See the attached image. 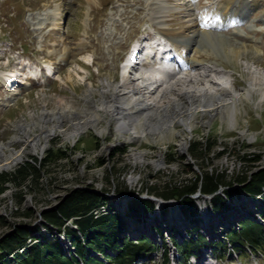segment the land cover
Segmentation results:
<instances>
[{"label":"rangeland","instance_id":"1","mask_svg":"<svg viewBox=\"0 0 264 264\" xmlns=\"http://www.w3.org/2000/svg\"><path fill=\"white\" fill-rule=\"evenodd\" d=\"M255 1L258 5L254 10H250V3ZM154 2H156V9L153 6ZM215 2V0H0V71L9 72L17 68L29 67L30 73L29 71L26 73L36 78L33 70L42 69L44 72V66L49 64L62 78H66L69 73L73 77L72 81L67 82V86L51 78L33 80L29 78L20 89H17L19 93L12 98L1 76L0 142L8 143L17 134V120L25 118L30 122L29 111L39 110L41 99H45L44 101L47 102L45 106L48 109L52 108L58 97L62 98L65 105L71 102L74 106L89 107L91 99L98 98L96 92L85 94L89 86L92 89L107 88L111 81L113 83L109 86L111 92L112 86L121 82L122 66L132 47L144 42H147L148 46H153L157 39L158 27L171 35H174L173 31L181 30L180 33H188L196 25L193 23L195 24L193 27V24L188 21L189 13L195 15L197 24L204 22L205 28H202L204 30L195 31L192 36L190 34L191 39L172 36L178 41L186 39L183 42L186 41L188 48L184 49L183 53L187 54L189 65L194 67L192 62L196 59L206 63L212 62L218 67L232 71L234 86L238 92L242 93L248 88L250 72L237 63L230 50L237 49L236 51H240L244 60L264 69V28L255 32V36L259 39L256 43L248 37L239 35L234 37L230 24L234 20L241 28H246L252 18H258L255 24L258 27H264V21H262L264 20V0L248 2L238 0V5L247 11L243 16L237 18L229 16L230 18L223 19L220 23L206 22L210 15V8L216 6ZM160 4L163 8L159 16L164 17L160 19L163 22L158 25L156 22H160L159 19L154 23L150 21V17ZM56 6L59 8V17L53 16ZM189 24L192 27L188 28ZM193 48L204 50V52L197 54ZM61 54L65 57L60 58ZM86 55L90 56L88 61L82 59ZM162 65L167 66L165 63ZM162 65L158 62L155 65L143 64V68L147 71ZM79 66L82 69H79ZM252 97V100L242 99L240 101L242 103L239 102L236 129L222 122L220 117H215L210 125L198 124L185 137L178 138L170 134L164 139L165 141L157 144L146 143L143 139L137 140V143L115 144L113 135L116 134V124L114 122L110 125V131L106 133L107 135L105 134L106 136L89 130L71 143L64 133L58 132L47 140V147L41 152L31 151L29 146L23 144L24 142L16 140L13 144L16 149L20 150L25 146L21 161L33 163L36 159L37 165L41 160L49 158L45 165V170L47 167L49 170L45 172L44 177L47 181L49 177L55 178V186H48L49 190L46 193L43 192L40 195L37 193L35 197L32 193L27 194L24 197V206L33 212L32 220L39 221L41 219L39 211L54 207L69 190L89 187L98 191L103 189L105 184L107 185L106 176L115 185L122 182L130 186V189L138 190L139 195L146 193L145 186L150 187L153 184H157L156 187L163 190L165 187L162 186L168 183V180L174 182L176 177L187 176L188 172L196 174L201 171L218 170V172L225 171L229 177V174L232 175L236 171V173L241 172L242 165L237 159V152L259 154L260 161L257 163L259 165L252 169L255 171L258 167H264V101L257 107L259 93L254 92ZM184 101L187 102L186 99ZM64 121L66 125L68 122ZM182 129L180 125L176 127V131ZM36 132H39V129ZM28 138L23 137L22 140ZM206 138H211V141L215 142L213 150L209 154L202 155L201 158L190 155L187 150L191 143L203 142ZM183 140H186L185 150L180 148V141ZM20 162L13 167L11 165L1 168L0 175L3 172L15 170ZM182 172L185 174H181ZM235 186L238 184L232 185V187ZM13 189L10 179L0 182V214L5 215L10 222H23L22 224L25 225L26 222L23 219L14 218L11 215L12 209L15 208L11 196ZM235 198L233 196L231 199V207ZM244 200L239 199V202L233 204L235 207L238 205L240 207L243 203L246 205L248 202ZM174 210L176 211L175 208ZM235 216L236 213L232 212L229 218ZM258 221L261 223L258 225L264 230V222L259 219ZM245 222L247 221L242 224ZM193 223H195L194 220ZM139 224L141 223L132 224L130 232L133 235L137 236L141 231L145 232L139 228ZM9 230L8 226L2 227L0 236ZM261 240L262 242L256 246L258 250L254 251V255H250L246 248L242 252L245 255L241 254L240 260L248 264H264V237ZM205 244L206 242L200 238L197 243L192 241L190 244L181 246L180 250L184 252L180 264H194L195 258L197 262L204 261L210 251H213L214 258L218 259V264H236V257L239 255L237 249L230 250L225 244L220 243H215L208 249L210 245L204 246ZM180 250L178 253L181 255ZM203 250L207 252L204 254ZM162 252L163 247H159L157 255L150 256L151 258L143 264L174 262L170 252L168 261L163 262ZM71 253L73 254L74 251L68 250L67 254L72 256ZM196 253L197 256L189 258ZM9 257L11 258V255ZM186 257L189 261H185ZM11 261V264H16L13 259Z\"/></svg>","mask_w":264,"mask_h":264},{"label":"bare ground","instance_id":"2","mask_svg":"<svg viewBox=\"0 0 264 264\" xmlns=\"http://www.w3.org/2000/svg\"><path fill=\"white\" fill-rule=\"evenodd\" d=\"M215 1L216 6L210 8V15L206 22L220 23L223 19L227 20L229 16L237 18L247 12L238 5V0ZM243 1L248 2L250 0ZM155 4L156 2H154L153 6L156 9ZM257 5L258 3L256 1L250 3L249 9L254 10ZM162 8L163 6L161 4L157 10L153 8L155 12L150 17L151 22L155 23L158 19L160 21L156 22L158 25L163 22L160 19L164 16H159ZM58 14L59 8L56 6L53 16H58ZM194 16V14L190 13L187 15L188 21L191 24H196H193V27L194 25L195 27L191 31H188V33H180L181 30L173 31L174 35H171L167 31H164L163 28L158 27L157 39L153 46H148L147 42L135 44L122 66L121 82L114 84L111 92L109 91L111 81L109 82L110 85H107L109 84L107 82V88L92 89L89 86L86 89L85 94L86 92L88 94L96 92L98 95V98L91 99L89 107L74 106L71 102L65 105L62 98L58 97L55 102L53 101L52 108L48 109L45 106V103H47L44 101L45 99H41V108L39 110L29 111L30 122L25 118L20 119L21 121L17 120L16 127L19 132L8 143L0 142V169L7 168L11 165L13 167L16 163L20 162L23 159L22 157H24L23 151L26 145L29 146L31 151L38 150L41 152L47 147V140L58 132L64 133L69 143L89 130H93L98 135L104 136L106 133H109L110 125L113 122L116 124V134H112L115 144L122 142L137 143L136 141L141 139L145 140L146 143L157 144L165 141L164 139L170 134L182 138L198 124L202 126L210 125L215 117H220L222 122H226L232 128L236 129L238 127L237 115L239 113V102L242 99L252 100L254 92H258L260 95L257 107L264 101V69L244 60L239 53L240 51H236L237 49L230 50V53L234 55L237 63L243 65L250 72L248 88L241 93L234 86L235 80L232 71L218 67L212 62L206 63L204 61H196V59L192 62L194 67L189 65L190 61H188V56L183 53V50L188 48L186 41L183 42L186 39L182 41L179 39L178 41V39L172 36H179L181 39H188L190 37L191 39L195 31L202 32L204 30L202 28H205L204 22L197 24L196 22L198 21ZM257 19L252 18L246 28H241L233 20L230 26L234 37L235 35L248 37L252 42L257 43L259 39L255 36V32L264 28L262 26L258 27L255 24ZM191 24L188 25V28L189 26L192 27ZM196 34L198 33L196 32ZM193 50L197 54L201 51L204 52V50H199L198 48H193ZM59 57L64 58L65 56L61 54ZM82 59L88 61L90 56H83ZM156 62L160 65L165 63L167 66L164 67L162 65L157 69L147 71L143 68V64L155 65ZM79 67V69H82L81 66ZM29 70L31 68L25 67L24 69L17 68L13 71L1 73L3 84L10 92L9 96L13 98L14 95L18 94L19 91L17 89H20L28 81V78H31V75L26 73ZM33 73L36 78L50 77L63 83L65 86L73 78L70 73L66 78H62L58 74V71L49 64L44 66V72L42 69H35ZM32 78L35 77L33 76ZM12 98L8 97V99ZM182 98L184 100L186 99L188 103ZM63 121L68 123L64 125ZM178 125L182 126L183 129L176 131ZM37 129H39V132H36ZM23 137L29 138L23 141ZM16 140H22L25 146L23 145L24 147L20 150L16 149L12 145ZM180 142V148L185 150L186 140ZM17 159L19 160L17 161ZM24 161H21L16 168L23 164ZM125 186L131 192L130 194L119 192V187L114 182L110 185H105L100 191L91 187L88 189H92L102 198L101 205H98L92 211V216L94 215V218H97L107 213L122 215L127 219L125 222V234L129 238L135 236L130 232L133 223H141L138 226L140 229L145 230L146 233L153 232L154 229L152 230V228L160 225L166 229L164 231L166 235L164 243L166 246H170L171 241L170 236H168L170 232H172L171 236L176 238L178 242L195 236L192 230L193 227H191L194 224V218H197L200 232L222 236L228 227L237 229L239 227L237 216L245 213L244 209L241 206L239 207L238 204V207L234 206L233 203L239 201L237 198H235L236 201L233 200L232 207L228 211L213 213L206 206L207 204H205L207 200V198L205 200V197L208 196L200 195L201 199L197 201L199 206V215L197 216H183L179 212L177 213V210L175 211L174 208L173 210H168L165 215H162L160 210L146 213L140 211L135 215H129V202L133 197L149 198L172 203L176 201L174 199L163 200V198L149 195L147 189L145 194L139 195L138 190L135 191L133 190L134 188L130 189V186L126 184ZM198 194L199 190L191 196ZM248 198L250 201L246 203L245 209L247 212L251 211L253 213L254 207L252 206L255 202L259 203L258 201L262 200V198L260 195ZM240 199L242 200V198ZM250 208L252 209L249 210ZM232 212L234 214L236 213V216L229 218ZM40 218L39 221L35 219L34 223L28 226L30 228L39 227L37 232H35L39 236H42L43 239H56L65 249V254L70 256L67 253L68 250L74 251V244L67 237L65 227L76 228V224L72 220H67L63 228L59 230L51 225H45L42 217ZM35 225L37 226L35 227ZM153 235L155 234L153 233ZM79 236H81L80 233ZM72 255L76 256L75 252ZM203 264H209V262H203Z\"/></svg>","mask_w":264,"mask_h":264},{"label":"trees","instance_id":"3","mask_svg":"<svg viewBox=\"0 0 264 264\" xmlns=\"http://www.w3.org/2000/svg\"><path fill=\"white\" fill-rule=\"evenodd\" d=\"M214 144L215 142L213 143L211 138H206L203 142L194 141L191 143L187 151L195 158H201L202 155L209 154V152L213 150ZM236 154L237 159L241 161L242 165L240 173H236V171L234 174H229V177H227L225 171L218 172V170L209 172L201 171L197 172L196 174L188 172L186 173L187 176L180 178L176 177L174 182H169L168 180V183L162 186L165 187L163 190H160L158 186L156 187L157 184L150 185V187L145 186V188L149 192H152L156 195H161L165 198H178L180 200L179 206L181 209L183 211L190 212L195 210V206L188 195L198 188L204 193H213L215 190H217L219 185H231L233 182V184L240 182L242 188L246 191L251 193L258 192L260 187L264 185V167H258L255 169V171L252 168L259 165L257 163L260 161V155L253 152H237ZM47 160H49V158L41 160L37 165L36 159L33 160V163L24 161L23 164H21L15 170L8 173L3 172L2 175H0V182L10 179L13 183L14 189L11 193V196L15 208L12 209L11 215L14 216V218H20L26 222L25 225L22 224L23 222H10L5 217V215L0 214V232L4 226H8L10 229L9 232L0 236V264H11V259H14L16 264H33V261L31 260L33 257H31L29 261L28 257L48 251L51 248L49 247L50 244H56L57 249L52 248L55 249L53 250V253L59 254L61 259L60 257L53 258L48 254V264H73L74 262L78 264L75 258H69L64 254L65 249L63 247L61 248L60 243L56 239H43L42 236L36 234L38 228H30L28 226L34 222V220H32V218L34 219V216L31 209H28L24 206V197L31 193L34 194V197L37 193L38 195L43 192L46 193L49 190L47 187L54 185V177H49L48 181L44 177L45 172L49 170L48 167L45 170ZM183 167L184 166H182V168ZM181 174L185 173L182 172ZM110 179H112V177H110ZM106 180L107 185L112 183V181L108 179V176H106ZM118 187L119 192L127 193L128 190L124 183H119ZM213 197V202L216 206H219L223 203L220 195L215 194ZM101 202L102 198L98 196V194L92 189L75 188L69 190L68 193L54 205V207L41 209L39 214L44 220L45 225H51L59 230H61L62 226L67 220L71 219L72 217H76L74 219V223L85 238L84 242L86 248L81 246L80 241L76 237L75 229L65 227V232L70 240H72L70 237H73L76 242V250L84 260L96 259L100 264H103L102 261L90 255L89 251L90 249L104 251V247H108L104 242L100 243V238H96L97 240L95 241L100 244L98 248H96L95 245H92L93 237H95V235L98 237L97 232H100V229L96 226L104 224L108 217L114 218L118 229L116 232L117 234L114 246L109 247L114 253L108 254L104 252L106 254L104 256L111 262V264H134L138 257L147 255V253L152 251V244L148 239H141L137 243L124 240L120 241L118 233L123 227V221L120 215L107 213L94 218V215L92 216V211L98 207V205H101ZM131 207L133 209H138L140 207L144 209H151L152 202L148 200L135 199L133 200ZM106 231H110V229L106 228L101 232L103 234ZM262 237H264L263 230L260 228V226L254 222L247 221L243 224L239 232L233 234L232 239H243L254 243V245H258L260 242H262ZM82 252L84 253L82 254ZM180 252L183 253L184 250H181ZM10 255L11 258L9 257ZM36 264H41V261L37 260Z\"/></svg>","mask_w":264,"mask_h":264},{"label":"crops","instance_id":"4","mask_svg":"<svg viewBox=\"0 0 264 264\" xmlns=\"http://www.w3.org/2000/svg\"><path fill=\"white\" fill-rule=\"evenodd\" d=\"M75 217H72L71 219L73 220ZM120 219V218H119ZM70 220V219H69ZM64 226V225H63ZM62 226V228H63ZM97 228H99L100 232H97L98 234V237L97 235H95V237H93V244L92 245H95L96 248H98L100 246V244L98 242H95L97 239L100 238V243L101 242H104L106 244V246L108 247H111V246H114V242H115V239H116V232H117V225H116V222L114 220L113 217H108V219L104 222V224H100L99 226H96ZM61 228V229H62ZM106 228H109L110 231H106L105 233L102 234V230L106 229ZM109 232V233H108ZM101 233V234H100ZM84 237V236H83ZM97 238V239H96ZM85 239V238H84ZM95 242V243H94ZM76 243V242H75ZM49 247H51L48 251H45L43 252L42 254H35L34 256H30L28 257V261L31 257V260L33 261V264H36L37 260L41 261V264H48L49 262L47 261V256L48 254L50 256H52L53 258H58L60 257L59 254L57 253H53V250L55 249H52V248H56V244H50ZM57 249V248H56ZM84 252H82L83 254ZM42 258V259H41ZM61 259V257H60ZM73 263V262H72ZM84 263L85 264H100L96 259H86L84 260ZM73 264H76L75 262Z\"/></svg>","mask_w":264,"mask_h":264}]
</instances>
